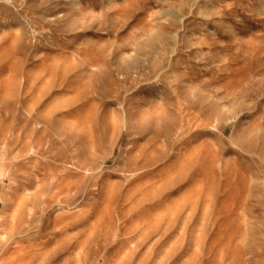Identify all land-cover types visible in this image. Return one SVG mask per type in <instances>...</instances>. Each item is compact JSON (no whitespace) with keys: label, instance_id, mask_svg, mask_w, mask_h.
<instances>
[{"label":"rangeland","instance_id":"1","mask_svg":"<svg viewBox=\"0 0 264 264\" xmlns=\"http://www.w3.org/2000/svg\"><path fill=\"white\" fill-rule=\"evenodd\" d=\"M0 264H264V0H0Z\"/></svg>","mask_w":264,"mask_h":264}]
</instances>
